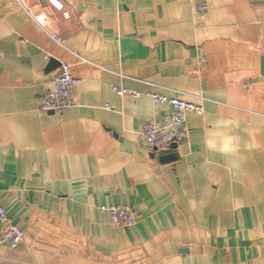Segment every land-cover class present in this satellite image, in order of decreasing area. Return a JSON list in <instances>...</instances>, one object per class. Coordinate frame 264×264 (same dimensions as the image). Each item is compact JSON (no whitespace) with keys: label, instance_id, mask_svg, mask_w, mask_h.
Here are the masks:
<instances>
[{"label":"crops","instance_id":"1","mask_svg":"<svg viewBox=\"0 0 264 264\" xmlns=\"http://www.w3.org/2000/svg\"><path fill=\"white\" fill-rule=\"evenodd\" d=\"M57 1L0 0V201L25 233L0 264H264V2ZM62 64L76 106L46 114ZM151 94L204 109L172 163L142 139L170 112Z\"/></svg>","mask_w":264,"mask_h":264},{"label":"built area","instance_id":"2","mask_svg":"<svg viewBox=\"0 0 264 264\" xmlns=\"http://www.w3.org/2000/svg\"><path fill=\"white\" fill-rule=\"evenodd\" d=\"M262 1L264 2V0ZM50 4L60 11L64 10L62 3L57 0L55 3H53V0H50ZM208 10V5L201 3L200 11L207 12ZM65 16L69 19L67 13ZM56 40L60 42L59 38H56ZM200 64L201 66H205L206 60L200 59ZM79 82L73 75L72 66L62 64L60 73L54 80L53 89L41 100V111L46 114H57L61 113L64 109L75 107V87ZM114 90L117 95L122 97H140L139 94L122 87H115ZM151 99L156 104L170 108V112L161 115L152 122L144 124L142 128V139L145 145L156 151H168L174 143L186 137L185 123L188 115H204L203 107L179 98L151 94ZM101 210L102 212L109 213L112 224L117 228H129L137 223V216L129 205H113L111 207H103ZM24 237L25 233L23 229L8 215L6 207L0 201V247L17 249L24 242Z\"/></svg>","mask_w":264,"mask_h":264},{"label":"water","instance_id":"3","mask_svg":"<svg viewBox=\"0 0 264 264\" xmlns=\"http://www.w3.org/2000/svg\"><path fill=\"white\" fill-rule=\"evenodd\" d=\"M264 63V60H263ZM59 66H61V63H58V61L56 60H51V63L48 67V72L49 71H53L56 70ZM177 148V145H173L172 146V151L168 153V155L166 157H164L161 161L163 163H172L174 161H176L177 156L173 153V151Z\"/></svg>","mask_w":264,"mask_h":264},{"label":"snow or ice","instance_id":"4","mask_svg":"<svg viewBox=\"0 0 264 264\" xmlns=\"http://www.w3.org/2000/svg\"><path fill=\"white\" fill-rule=\"evenodd\" d=\"M56 2V0H53V3H55ZM57 6H59V5H57Z\"/></svg>","mask_w":264,"mask_h":264}]
</instances>
